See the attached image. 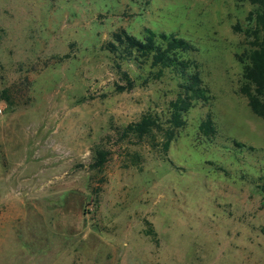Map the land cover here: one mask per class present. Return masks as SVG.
<instances>
[{
    "label": "rangeland",
    "instance_id": "374dc122",
    "mask_svg": "<svg viewBox=\"0 0 264 264\" xmlns=\"http://www.w3.org/2000/svg\"><path fill=\"white\" fill-rule=\"evenodd\" d=\"M258 10L249 0H0V264H264V119L240 91L241 59L264 43ZM145 27L194 45L211 95L168 152L161 136L153 145L124 129L161 113L177 80L144 84L147 67L105 49L116 31ZM123 71L133 88H119ZM209 112L213 141L198 131ZM232 139L255 150L234 155Z\"/></svg>",
    "mask_w": 264,
    "mask_h": 264
},
{
    "label": "trees",
    "instance_id": "16d2710c",
    "mask_svg": "<svg viewBox=\"0 0 264 264\" xmlns=\"http://www.w3.org/2000/svg\"><path fill=\"white\" fill-rule=\"evenodd\" d=\"M259 7L256 12V25L264 29V0H249ZM105 49L118 54L121 59L135 61L141 68H148L143 83L159 80L167 72L172 73L177 80L176 97L171 99L165 109L147 111L138 121L128 124L124 131L126 135H134L136 138H151L156 145L158 136H161V148L164 152L170 150L171 144L177 139L180 132L187 126V115L190 110L199 103L208 104L211 99L209 89L201 76L199 62L190 52L195 47L188 39L178 32H166L152 27H145L139 36L129 33L124 29L116 31L111 41L105 44ZM243 77L245 83L241 86V93L248 99V105L253 113L264 119V43L257 44L242 58ZM123 78L127 86H120L121 90L131 89L136 85V79L128 71H123ZM10 90L1 92V98L9 105H14ZM201 137L206 140H216L220 134L217 122L212 112L203 118L198 126ZM234 155L255 147L237 139H232ZM100 162L105 158V152H99ZM217 169L229 174L224 166ZM264 191V185H261Z\"/></svg>",
    "mask_w": 264,
    "mask_h": 264
},
{
    "label": "built area",
    "instance_id": "2783aa9c",
    "mask_svg": "<svg viewBox=\"0 0 264 264\" xmlns=\"http://www.w3.org/2000/svg\"><path fill=\"white\" fill-rule=\"evenodd\" d=\"M0 111H1V109H0Z\"/></svg>",
    "mask_w": 264,
    "mask_h": 264
}]
</instances>
